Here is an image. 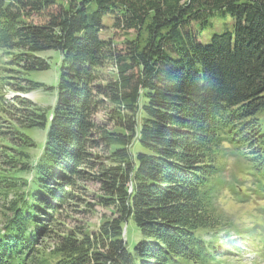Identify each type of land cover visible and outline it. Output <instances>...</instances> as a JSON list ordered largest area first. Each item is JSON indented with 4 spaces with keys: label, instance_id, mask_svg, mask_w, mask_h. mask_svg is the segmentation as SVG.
<instances>
[{
    "label": "trees",
    "instance_id": "1",
    "mask_svg": "<svg viewBox=\"0 0 264 264\" xmlns=\"http://www.w3.org/2000/svg\"><path fill=\"white\" fill-rule=\"evenodd\" d=\"M217 15L231 26L204 43ZM47 50L59 52L56 86L30 78L51 67ZM7 87L54 90L55 104L8 99ZM2 110L23 140L20 171L33 176L20 194L12 177L20 159L8 161L15 198L0 226V264H231L219 258L247 251L264 258V204L251 224L217 219L224 191L248 199V177L264 198V0H0ZM100 111L106 122L95 118ZM31 127L47 128L34 164L28 148L37 142L23 132ZM231 158L241 178L226 179ZM89 179L114 213L48 251L42 242Z\"/></svg>",
    "mask_w": 264,
    "mask_h": 264
},
{
    "label": "rangeland",
    "instance_id": "2",
    "mask_svg": "<svg viewBox=\"0 0 264 264\" xmlns=\"http://www.w3.org/2000/svg\"><path fill=\"white\" fill-rule=\"evenodd\" d=\"M111 22L112 20H109L108 24L110 25ZM225 24H227V26H231L230 19L226 20L217 15L211 24L206 29H204V43L210 42L214 32L224 30ZM107 33H109L108 36L114 35L118 42H121L123 39L121 32L116 29H110L107 31ZM119 46H123V44L120 43ZM44 55L50 58L51 67L48 70L32 71L30 73V78L35 81L45 83L48 86H56L58 77V63L60 61L59 52L57 50H47L44 52ZM107 69H110V66L107 67L106 70ZM2 94H5L6 98L8 99H11L15 95H20L21 97L31 99L37 105L46 108L53 106L56 100L55 91L44 88H38L32 91H16V89L7 87L2 91ZM3 111L4 110L0 111V226H5V219H7L6 214H8L7 209L9 210L11 207V205H8V203L15 198L12 187L14 183L5 177L8 174V170H12L13 168L9 166L8 161L11 160L12 162L20 159V161H17V164L15 165H19L18 168L15 169V172L20 174V178L16 176L17 174L12 175V177L15 179L14 189L16 190L18 188V192L20 194L28 190L29 180L31 181L33 176L32 172L29 170L20 171L22 168H24V157L20 155L19 151L21 149L23 140L17 138L16 135L13 134L14 132L11 131L13 126L12 118L6 113H2ZM95 118L100 122H106V115L104 111L97 113ZM46 131L47 128L41 129L35 127L26 128L23 131L27 134L24 136H28L29 139L33 138L35 142H37L36 147L28 148V151L31 154V162L33 161L32 164H34L35 160H37V158L40 156V147H42L45 141L44 135H46ZM91 150L93 152H100V150L96 148ZM11 157L17 159L14 160L11 159ZM26 164L28 165L27 161ZM227 169L228 171L225 174L226 179L233 180L238 176L240 178L242 177L241 163H238L234 158L229 160ZM26 179L28 180V184L26 183ZM244 181L247 182L242 185V188L247 194H249L247 200L239 201V199L233 196L228 190L224 191L223 194L217 199L219 210L221 211L219 217L217 218L219 220V224L222 225L226 223L224 225L228 226L233 222L234 225H247L251 224L256 218L255 214H257V207H259L260 204H264V198L260 200L258 197H262L263 194H259L256 191V185L250 183L251 178L248 177ZM80 184V187L76 189V193L81 196V199L72 201L73 203L66 205L61 214V220L58 221L54 233L51 234V237H46L42 242L48 251L53 250L56 247L59 237L65 235L67 232L69 233V231H73V233L75 232L80 234L82 231H95L100 223L104 220L105 216L110 217L114 213L112 208L103 206L99 203L97 196L101 193L100 185L95 180H85ZM74 203L77 205L73 206ZM217 230L221 232L226 230V227L225 229ZM212 232L213 230H211L210 233ZM136 235V233H133L134 238H136ZM219 260L224 262L231 261V264H252L253 262L257 261H259L257 264H264V258L258 257V255L252 251H247L244 254L239 255H227L226 257H223V259L219 258Z\"/></svg>",
    "mask_w": 264,
    "mask_h": 264
}]
</instances>
